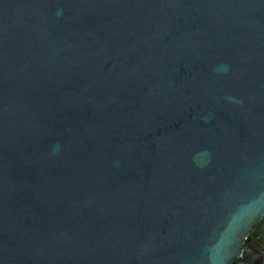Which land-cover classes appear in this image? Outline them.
Returning <instances> with one entry per match:
<instances>
[{
  "label": "water",
  "instance_id": "water-1",
  "mask_svg": "<svg viewBox=\"0 0 264 264\" xmlns=\"http://www.w3.org/2000/svg\"><path fill=\"white\" fill-rule=\"evenodd\" d=\"M0 264H264V0H0Z\"/></svg>",
  "mask_w": 264,
  "mask_h": 264
},
{
  "label": "trees",
  "instance_id": "trees-1",
  "mask_svg": "<svg viewBox=\"0 0 264 264\" xmlns=\"http://www.w3.org/2000/svg\"><path fill=\"white\" fill-rule=\"evenodd\" d=\"M246 242H249V238L247 239V241Z\"/></svg>",
  "mask_w": 264,
  "mask_h": 264
},
{
  "label": "crops",
  "instance_id": "crops-1",
  "mask_svg": "<svg viewBox=\"0 0 264 264\" xmlns=\"http://www.w3.org/2000/svg\"><path fill=\"white\" fill-rule=\"evenodd\" d=\"M250 242V241H249Z\"/></svg>",
  "mask_w": 264,
  "mask_h": 264
}]
</instances>
